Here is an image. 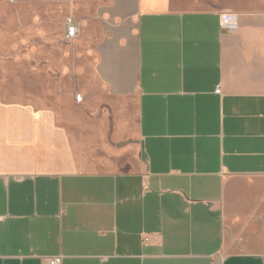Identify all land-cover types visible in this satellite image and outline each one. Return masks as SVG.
<instances>
[{
  "label": "crops",
  "instance_id": "crops-1",
  "mask_svg": "<svg viewBox=\"0 0 264 264\" xmlns=\"http://www.w3.org/2000/svg\"><path fill=\"white\" fill-rule=\"evenodd\" d=\"M207 1L3 0L37 62L48 14L102 33L87 151L0 80V264H264V0Z\"/></svg>",
  "mask_w": 264,
  "mask_h": 264
},
{
  "label": "rangeland",
  "instance_id": "rangeland-1",
  "mask_svg": "<svg viewBox=\"0 0 264 264\" xmlns=\"http://www.w3.org/2000/svg\"><path fill=\"white\" fill-rule=\"evenodd\" d=\"M228 2L208 0L204 6ZM2 11L3 0L0 4V80L21 82L28 99L42 96L45 104L60 103L56 105L60 111L66 116L69 113L66 122L72 135L87 151V36L96 38L102 31H80L77 40L71 41L64 37V19L69 14L60 12L57 17L48 14L49 25L44 31L47 40L41 47L43 61L37 62L36 30L9 28L10 24L4 23ZM24 41L32 44L26 45ZM77 94L82 95L83 101L67 105L76 101ZM84 166L87 168V158Z\"/></svg>",
  "mask_w": 264,
  "mask_h": 264
},
{
  "label": "built area",
  "instance_id": "built-area-1",
  "mask_svg": "<svg viewBox=\"0 0 264 264\" xmlns=\"http://www.w3.org/2000/svg\"><path fill=\"white\" fill-rule=\"evenodd\" d=\"M231 21V17L228 13L224 12L221 14V24L226 25ZM78 32V27L75 23V21L71 17H67L65 20V37L67 39H73ZM216 92H219V89L216 90ZM76 100H81V95H76ZM61 257H53L49 260V264H60Z\"/></svg>",
  "mask_w": 264,
  "mask_h": 264
}]
</instances>
